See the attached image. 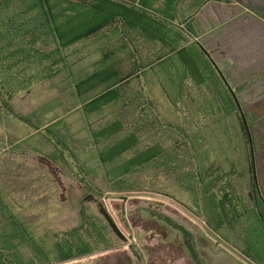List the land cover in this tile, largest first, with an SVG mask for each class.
Masks as SVG:
<instances>
[{
    "label": "trees",
    "instance_id": "trees-1",
    "mask_svg": "<svg viewBox=\"0 0 264 264\" xmlns=\"http://www.w3.org/2000/svg\"><path fill=\"white\" fill-rule=\"evenodd\" d=\"M179 1L0 0V111L17 124L18 146L30 145L39 135L45 147L55 149L51 157H39L36 166L20 161L23 156L11 166L0 164V175L7 176H0V264H54L94 251L74 254L68 241L53 246L50 239L41 238L37 226L59 212L65 201V169L81 179L100 175L110 190L123 192L129 175L166 153L153 147L139 149L133 124L137 115L131 114L130 121L123 115L124 99L129 92L138 94L137 86H131L139 81L160 117L161 142L172 130L181 138L178 147L188 146L186 157L192 163L186 175V191L192 193L188 201L218 216L216 223L208 219L210 226L219 231L237 223L240 208L243 212L264 208V96L244 108L207 48L194 38L198 36L194 28L178 20ZM114 40L121 44L112 52L114 47L112 51L108 47ZM148 45L160 49L151 56L157 65H147L140 53L135 56L137 48ZM123 46L135 52L127 55ZM116 52L122 53L120 60L134 62L119 69L112 57ZM80 62L88 63L86 69H77ZM155 73L161 84L152 86L144 78ZM62 84L74 91L73 105ZM153 96L162 98L161 108ZM72 118L82 120L88 145L81 143V136L75 138L68 125ZM4 130L11 133L8 127ZM82 149L92 152L97 168L81 162ZM36 169L45 174L44 187L34 176ZM90 187L93 192L85 199L96 203L112 232L126 240L107 206L95 196L102 197L104 191ZM36 210L41 215L31 220L29 213ZM87 215L85 206L81 217ZM251 259L262 264L255 256Z\"/></svg>",
    "mask_w": 264,
    "mask_h": 264
},
{
    "label": "rangeland",
    "instance_id": "rangeland-1",
    "mask_svg": "<svg viewBox=\"0 0 264 264\" xmlns=\"http://www.w3.org/2000/svg\"><path fill=\"white\" fill-rule=\"evenodd\" d=\"M222 4L227 7L223 10L227 11L228 16L236 17L232 21L227 20L221 30L236 35L228 38L229 35L225 32L227 38L219 39L216 49L226 54L230 65L251 69V74H248L250 77L245 78L242 73L243 75L236 79L240 100L248 110L253 102L264 96V0H223ZM228 16H225V19ZM119 41L110 42L109 51H112V47V52L117 51V43L121 44ZM121 54L116 52L115 56H112L119 69L123 66ZM138 54L135 53V56ZM124 60L126 64L134 62L127 57ZM82 62L78 64L77 69H86L88 63ZM65 85L62 84L64 96L73 105L76 96L74 91L67 89ZM134 91L136 92L135 89ZM128 94L131 97L127 102V105H130L128 108L136 110L137 94ZM133 115L136 116V112H133ZM6 119L0 111L1 164L17 162V158L23 156L24 159L20 161L36 166L39 157L48 158L54 154V146L45 147L43 138L39 135L30 140V145L23 143L18 146L15 140L19 128L17 124H12L10 119ZM133 124L138 127L136 118ZM68 125L76 139L81 136V143L89 144L85 139L88 134L82 130V120L75 121V118H72ZM4 126L8 127L11 133L5 131ZM261 126L263 124L259 125ZM177 139L179 141L181 138ZM34 148L39 149L33 150ZM172 154L176 155L174 161L167 160L162 154L152 163L138 168L127 177V185L123 186L127 190L123 192L110 190L100 175L81 179L69 175L65 169V201L60 205L59 212L53 213L38 224L37 230L42 234L41 238H46V241L50 239L53 246L71 242L74 254L83 250L94 251L54 264H259L251 259L254 256L264 264V225L252 221V217L255 219L256 215L247 211L238 217L237 223H228L219 231H215L213 228L216 226L212 224L211 227L208 219L216 223L219 221L218 216L214 212H204L201 204H198L199 207H193L191 203L194 204V201H188L192 200V193L186 191V175L192 163L187 160L185 145L179 144ZM81 155L84 156L81 159L84 165L97 168L92 162L93 155L90 150L82 149ZM37 175L44 187V182L47 181L45 174L38 173L36 169L34 176ZM88 182L104 191L102 197L94 194L107 206L126 240L112 232L96 203L85 199L89 192H93ZM85 206L88 208V215L82 218L81 212ZM34 212L29 213L31 220H37L41 215L39 210ZM239 234H242V239ZM224 236L229 237L230 242ZM251 238L253 239L250 240ZM245 252H251V257Z\"/></svg>",
    "mask_w": 264,
    "mask_h": 264
},
{
    "label": "crops",
    "instance_id": "crops-1",
    "mask_svg": "<svg viewBox=\"0 0 264 264\" xmlns=\"http://www.w3.org/2000/svg\"><path fill=\"white\" fill-rule=\"evenodd\" d=\"M134 1H136V4H138L137 2H141V0H134ZM222 3L223 0H180L178 4V20L180 21L185 20L186 22L191 24V26L198 34V36H195L194 38L198 39L207 48L208 52L215 60L217 66L220 68L223 75L227 78L229 84L232 87H234V89L237 91L236 79L241 77L243 74L245 75L244 76L245 78L250 77V75L248 76V74H251V69L236 67V65H232V64L230 65L228 62L229 60H227L228 57L225 56L226 54L224 55L219 51H217L216 49L218 47L217 45L219 44V39L227 38V35H225L226 31L221 30L222 26L226 24L227 20L232 21L236 17L235 15L228 16L227 11L223 10V8H227V7L225 5L223 6ZM156 4H158V1L155 2V5ZM225 16H228V18L226 17L227 19H225ZM211 17H213V19ZM132 33L133 35L140 36L138 32H132ZM226 34L229 35L228 38H232L233 36L236 35V33L231 34L229 32H226ZM123 47H126V49H124L123 52L126 53L127 55H129L130 51L135 52L133 48H127L128 46H123ZM137 49L139 50L138 53L144 56L143 59L146 60L147 65H157L156 62L155 63L152 62L151 56L157 54L160 51L159 48L153 45H148L143 49L141 48H137ZM130 64L132 63L129 62L126 64V60L123 59L122 67L129 66ZM157 68L159 71V67ZM144 79L152 86L161 84V80L157 75V73L151 74L150 76H147ZM141 81H144L143 78H141ZM142 85L143 83L139 81L137 85L131 86L132 88H135L137 86V91H138V94L136 95L137 96L136 115L138 120L137 129L140 137L139 149L144 150L147 149L148 147H153L155 150L163 149L166 152L164 154V157L169 161H174V157L176 158V155L174 156V154H172V151L177 150L178 147L177 133H173L172 130H167L165 132L166 136L164 138V142H161L159 137L163 133V129L162 127L158 126V121L160 120V117L157 116L158 113L156 112L155 107L150 105L149 103L150 100L142 90ZM129 99H131L130 96H128L127 99H124V102L127 103L128 101H130ZM152 100L155 103V105H157L160 108L162 102H164L162 98L158 96H153ZM128 106L130 105H127L124 108L123 115L125 116L127 115V119L130 121L133 118L132 117L133 115L131 114H133L132 112L135 109L134 108L129 109ZM151 120L153 122H150ZM185 150H188L187 145L185 146ZM161 155L155 156L153 161L161 157ZM1 163L2 161H0V164ZM11 164L12 162H9V166H11ZM0 176L7 177L6 175H0ZM239 210L241 211L240 215H242L243 213L246 214L247 211H249V213L252 212L251 214L256 215L255 219H253L252 217V221L253 222L256 221L264 225V208L250 207L249 209H244L246 210V212H243L241 208ZM252 239L253 238H251L250 240Z\"/></svg>",
    "mask_w": 264,
    "mask_h": 264
}]
</instances>
